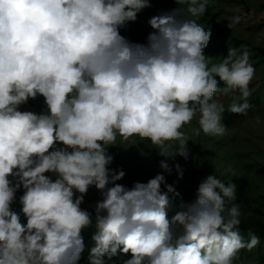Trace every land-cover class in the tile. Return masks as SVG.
I'll use <instances>...</instances> for the list:
<instances>
[{"label": "clouds", "instance_id": "1", "mask_svg": "<svg viewBox=\"0 0 264 264\" xmlns=\"http://www.w3.org/2000/svg\"><path fill=\"white\" fill-rule=\"evenodd\" d=\"M175 2L186 8L150 18L146 43H135L120 30L150 0H0V264H80L93 226L87 264L118 256L130 257L123 264H233L260 243L239 231L234 183L208 175L170 215L169 194H179L165 175L129 188L117 183L126 173L110 167L118 137L187 160L182 129L194 119L193 135L224 136L217 92L243 98L228 106L233 114L250 108L249 51L229 49L210 64L211 32L194 19L209 0ZM38 98L42 111L22 110ZM160 167L173 170L165 160ZM93 186L101 199L89 211L81 205Z\"/></svg>", "mask_w": 264, "mask_h": 264}, {"label": "rangeland", "instance_id": "2", "mask_svg": "<svg viewBox=\"0 0 264 264\" xmlns=\"http://www.w3.org/2000/svg\"><path fill=\"white\" fill-rule=\"evenodd\" d=\"M150 3L151 7L146 9L159 10L160 15L177 8H186V5H178L175 0H150ZM233 17H240L239 23L233 24ZM194 19L211 32L210 42L204 50L205 55L211 57L210 64L219 63L227 56L229 49H236L238 55L243 50L242 46L249 51V63L255 69L249 85L251 95L247 98L250 108L243 118L227 126V133L221 137L206 136L203 132L199 136L193 135L191 129L199 127L196 119L185 126L182 130L189 136L190 150L187 160L180 156L174 160L160 156L159 148L147 140L141 141L134 137V143H122L118 137L117 145L109 148V153L114 157L110 167L126 173L117 183L129 188L134 182H147L158 173L165 175L167 184L184 183L196 187L212 174L222 182L228 181L235 174L246 175L251 184L252 203L248 212L236 203L241 216L264 217V175L259 172V165L264 164V0H209L206 13ZM152 31L149 24L142 31L138 43H146ZM235 38L240 42L237 43ZM214 99L225 108L234 99L243 100L238 92L228 96L217 92ZM43 107V99L38 98L22 106V110L40 112ZM176 146L174 143L173 147ZM162 160L172 167L170 174L161 169ZM176 163L183 170L182 178L175 170ZM99 199L101 193L94 186L90 187L81 207L92 211ZM249 232L252 231L240 232L246 241ZM255 235L259 237L260 243L251 250H240L233 264H264V238Z\"/></svg>", "mask_w": 264, "mask_h": 264}, {"label": "trees", "instance_id": "3", "mask_svg": "<svg viewBox=\"0 0 264 264\" xmlns=\"http://www.w3.org/2000/svg\"><path fill=\"white\" fill-rule=\"evenodd\" d=\"M160 15L159 10L152 9H144L142 12L138 13L137 19L134 22H128L124 28H122L121 35L126 39L138 43L140 40V36L142 31L149 25V20L153 16ZM236 39V38H235ZM237 43L240 41L236 39ZM239 103H243V100L237 101ZM228 107L225 108L223 123L225 126L234 125L239 119L243 118L246 114H233L227 111ZM259 172L264 175V164L259 165ZM11 179V177H10ZM226 185L230 183H234L236 185V199L234 201H230L229 204L238 203L242 210L248 212L251 203H252V194H251V184L248 176L246 175H233L228 181L224 182ZM170 185V184H169ZM175 188V192L179 195H175L170 193V199L172 200L173 208L170 209V215L174 212L181 202L190 203L196 198V186L188 185L184 183H176L171 184ZM22 190L17 192V199L13 204V209L18 211L20 210L19 204V196L22 195ZM22 222L26 223V219L21 216ZM94 226L91 229H87L84 231V239H85V251L82 255V259L80 264H87L88 250L93 245V241L91 236L94 231ZM239 231H252L259 236L264 238V217H255V216H241V223L239 225ZM130 258L129 256H118L114 257L112 260L107 261V264H123V261Z\"/></svg>", "mask_w": 264, "mask_h": 264}]
</instances>
